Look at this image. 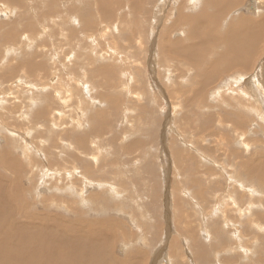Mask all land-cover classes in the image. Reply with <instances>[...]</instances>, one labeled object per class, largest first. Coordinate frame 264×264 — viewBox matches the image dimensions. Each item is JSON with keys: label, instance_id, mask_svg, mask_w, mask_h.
<instances>
[{"label": "rangeland", "instance_id": "374dc122", "mask_svg": "<svg viewBox=\"0 0 264 264\" xmlns=\"http://www.w3.org/2000/svg\"><path fill=\"white\" fill-rule=\"evenodd\" d=\"M120 1L121 6H115V10L111 12L112 16L105 19L108 18L105 15L106 17L101 20L100 9L96 6L94 8L96 1L89 0L92 14L93 16L96 14V17L87 28H84L86 26L82 21L77 20L81 17L77 13L72 12L71 18L64 14L63 20L60 17L56 19L58 16L56 15L55 18L54 13H51L50 18H54L57 23L56 27L53 24L56 28L54 31L51 24L55 22L52 18L48 21L52 20L49 26L44 25L48 23L46 21L48 17L44 18L45 23L40 20L41 25H38L39 21L37 24L35 22L32 31L20 33L22 36L19 31L15 48L12 49L0 41V44H3L0 45L2 52V55L0 54L2 67V70L0 67V109H2L0 110V149L5 148L14 159H23L20 163L24 167L28 165V161L35 164L32 168L35 175L17 174L18 185L22 188H30L35 184L32 178L37 177L38 183L43 185V188L33 197L40 196L44 203L35 202L39 204L35 212L47 213L48 216L55 213L54 215L72 221L92 222L90 218L95 215L94 212L112 213V210H109L113 209L112 207L107 206L101 211L100 207H95L90 201L98 199L100 194L103 196L102 199L111 198V204L117 205L115 212L119 221L126 226L124 229L129 230L131 226L130 230L134 231L135 240L131 241L134 243L133 246L130 248L124 245L126 247L122 252L133 253L139 250L146 252L148 258L144 256L142 259L146 260L141 262L142 264H173V261L175 264L183 262L195 264L192 261L200 255L208 259V262L217 259L214 264L220 262L221 264H264V184L262 183L264 179L258 180L256 175H249L243 167H240V162L249 160L250 164L257 165V173H261L264 169V115H260L254 107L259 103L264 107V101L262 102L261 99L264 95V39L256 46L257 56H252L255 58L249 63L248 75L240 78V85L245 88L242 104L238 102L235 91L231 89L233 86L229 87L228 91L224 89L229 77L215 78L214 82L217 83L212 82L205 89L203 96H197L194 92L198 87V73L207 70L205 65L208 61L217 59L219 49L210 43L207 47L209 49H202L199 39L204 36L195 35L189 39L185 36L186 27L178 24L169 34V39L181 40V46H190L189 43H192L196 54L204 57L192 62L187 58L167 54L169 56L164 55L168 57L166 59L163 55L161 57L157 54V52L161 54L162 50L160 37L165 28L169 29L172 24H176V15L180 20L181 17L182 20H185L183 17H192L190 15L197 20L202 15H206L203 18L206 20L210 17L209 14L218 12V6L214 5L213 9H209L212 5L204 7L201 3L203 0H199L198 9H196L197 4L189 3L190 0H151L153 4L149 6L151 2L148 4L147 0H144L143 5L147 3L146 5L149 6L147 7L151 8L148 15H142L147 17H144L145 20L147 19L145 21L141 12L138 14L129 12L131 8L128 11L127 5H131V2ZM7 3H9L7 0L0 3V18L3 20L5 17V23L9 24L15 20L18 25L20 15L22 17L25 13L23 9L16 7V4L12 6V3H9L7 6ZM27 3L28 0L24 1L23 5L26 7ZM49 4L57 7L59 5L63 9L68 2L65 4L63 0H49ZM187 4L192 6L188 7ZM236 5L237 7H232L225 4L227 13L215 18L216 21L227 24L220 25L222 30L229 24L237 22L239 17L245 20L252 18L255 21H264V0H237ZM28 6L31 7L30 4ZM169 7L170 11H168ZM178 7L181 8V12ZM6 8L9 10L7 11ZM104 8L110 10L112 6ZM14 9L17 10V13L14 12L16 16L18 15L17 18L14 16ZM36 10L38 13L39 10L34 8L27 14L33 17ZM97 16H100V19ZM167 17L171 22H167L170 21ZM66 18H69V21ZM2 20L0 19V22ZM61 20L64 22L62 23ZM20 21L31 23L30 19L26 18ZM162 23L165 24L162 26ZM93 25L96 27L94 30H92ZM126 28L132 37L125 32ZM260 29L264 30V23ZM86 30L92 32L88 34ZM36 31L38 37L35 35ZM29 32H34V38L36 36L39 39L32 38L33 35ZM50 32L58 35L55 36ZM3 33H0V38ZM49 33L51 38L48 37ZM87 34H91L90 37ZM110 36L113 38L111 39ZM139 39L144 40L139 41ZM33 40L34 42L39 40L40 46L36 42L32 43L33 45L29 44ZM112 40L121 44L117 43L118 46H115ZM164 40L167 44L165 36ZM23 43L25 46L29 45L23 47V50L19 49L20 44V48L24 46ZM116 47L119 49L117 50ZM44 49L46 54L43 55ZM26 56L28 58L25 61ZM139 59L142 61L140 62ZM29 61L32 63L27 65ZM4 65L6 70L3 69ZM55 65H59V68ZM9 67H13L11 72ZM32 67L33 70L30 69ZM213 70L211 74L216 71ZM246 100L248 103H245ZM3 102L4 105H1ZM234 106L245 112L234 110ZM9 113L14 116H10ZM242 114L247 117V122ZM53 156L54 164L46 168L45 160ZM86 166L92 171L95 169L98 181H96L97 177L91 178L90 173L85 171ZM73 167L75 170H72ZM1 172L11 178L8 172H3L2 169L0 174ZM74 179L76 184L70 185ZM104 180L108 184L100 182ZM258 183H261V186ZM53 187L61 190L81 188L86 196H80L75 190L77 196L71 194L68 197H56L51 190ZM55 198L58 202H77L76 207L80 208L78 209L80 212L67 209L65 204L54 205L53 209H49L53 205L49 200ZM84 198L87 200L85 201ZM81 202L87 205L80 206ZM33 212L34 210L31 211ZM152 226L159 227L158 232L161 236L157 232V238L151 237ZM166 231H169L172 240H177L176 243L171 244L166 239ZM200 247L202 249H199ZM183 253H185L184 257ZM119 255L123 259L126 258L124 253Z\"/></svg>", "mask_w": 264, "mask_h": 264}, {"label": "bare ground", "instance_id": "6f19581e", "mask_svg": "<svg viewBox=\"0 0 264 264\" xmlns=\"http://www.w3.org/2000/svg\"><path fill=\"white\" fill-rule=\"evenodd\" d=\"M9 3H12L11 5L13 6V4H16V7H19V9H23L22 11H24L25 15H23L21 17L20 15V20H22V18H26V19H30L31 23H26L25 21H20L19 17L17 20L18 21V25L16 24L17 21H15L14 19L17 18L16 14L17 10L14 11L13 13L15 14L14 16H16V18L14 17V21L12 24L9 23H5L6 18L3 17L4 19L2 20V18H0L2 21L0 22V33L4 32L2 35V38H0V41H3V44H7L8 46H10V48L13 49V47L15 48V41H16V36L17 33L19 32L23 34V32L25 31H29L33 28V26L38 23V21L40 22V20H45L44 18H48V20H46L47 22L52 18H50V14L54 13L53 17H55L56 19H58L59 17L62 18L63 20V16L64 14L69 15V17L71 18V15L74 13H77L79 15H81V17L76 16V18L79 17V19L82 21L87 28L88 25H90V23L95 19V15L93 16L92 14V9L89 5V0H63L66 4V2H68V4H66V8L62 7L60 8L59 5L57 7V5H52L49 4V0L48 3L45 0H28L29 3H27L28 5L30 4V6H26V2L25 5H23L24 1L26 0H7ZM41 5H40V3ZM52 1V0H51ZM60 1V0H58ZM96 2H94V8L96 6V8L98 7V9H100V12L102 13V19H104L103 17L108 16V18L105 19H109L111 15V12H113L115 10V6H121V1L120 0H94ZM131 2L132 4L129 6L127 5L128 11L129 8L130 11L129 12H133V13H140L141 12V16L144 15H148L149 14V9L151 10V8H148L149 6H151V4H153L151 2V0H147L148 4L149 2H151L148 5H143V1L144 0H126V2ZM138 3H137V2ZM155 1V0H154ZM177 1V0H176ZM187 1V0H185ZM4 2V0H0V3ZM31 2V3H30ZM127 2V3H128ZM174 2V1H173ZM181 2V1H180ZM183 2V1H182ZM7 3V6L8 4ZM53 3V2H51ZM58 3V2H57ZM60 3V2H59ZM63 3V2H62ZM157 2H154V4ZM179 3V1H178ZM178 3L176 4V6L178 5ZM189 3H194L197 4L199 3V0H190ZM202 5L204 7H211L210 5H212V8L209 9H213L214 5L218 6V12L215 13L212 12L210 15V17H208L206 20H204L203 18L206 17V15H202L201 18L199 19H203L198 21L199 19L196 20V17L193 18V15H190L192 17H181V20L178 19V15H176L177 20H175L176 24H172L173 26L170 27L168 29L165 28L164 31H162L161 33V37H160V42H161V46H162V50L160 51V53L157 52V54H159L161 57L162 55H167V54H172V55H176L177 57L180 58H187L188 60L192 61V62H196L197 60H199V58H203V55H197L196 54V49L195 46L192 45V43H189L190 46L186 45V46H181L182 45V41L178 40V41H171L169 39V34H171L174 29L176 28L175 25L179 26H185L186 28V37L191 39L193 38L195 35H198V37H203L200 38L199 40H201L199 42L200 47L202 46V49L207 48L209 43L212 46H217V48L219 49V52L217 53V59L215 61H208L205 65V67L207 68L206 71H201L198 73V78H197V84L198 87L194 92V95L197 96H203V93L205 91V89L207 88V86L211 85L212 82L215 84V82L217 83V81L214 82L215 78L220 79L221 77H229L230 79H232V81L229 79L227 82H225L224 84V89H226V91L229 90V87L233 86L231 89H233L235 91V96L237 95V100L240 104H242V99L244 98L243 93L245 92V88L240 85V78L243 76H247L248 75V71H249V63L252 62L254 60V58L257 56V52H258V48H256L257 44H261V40L263 42L264 39V33L263 31L260 29V26L262 27V23H264L263 20H256L249 18L247 20H245L243 17H239L238 21L234 22L233 24H229L228 26H226V28L224 30L221 29L222 26H225L224 23H220L218 21H216L217 17H222L223 13H227L224 5L228 4L232 7H237V0H203ZM174 4V3H173ZM1 5V4H0ZM6 5V4H3ZM170 5V4H169ZM183 5V3H182ZM181 5V6H182ZM188 5V4H187ZM15 6V5H14ZM63 6V7H65ZM112 6V8H111ZM148 6V7H147ZM173 6V5H172ZM175 6V4H174ZM173 6V7H174ZM192 6V5H188ZM6 7V6H5ZM11 7V6H9ZM8 7V8H9ZM30 10L33 11L34 8H37L39 11L37 13H34L35 15L33 17H31L30 14H27L28 12H30ZM104 7H108L111 8L110 10H106V8ZM184 8V6H182ZM199 5L197 6L196 9H198ZM15 8V7H14ZM25 8V9H24ZM175 8V7H174ZM182 8V9H183ZM2 9V8H1ZM7 9V8H6ZM18 9V8H17ZM70 11V12H68ZM97 9V10H98ZM179 9V7H178ZM181 9V8H180ZM179 9V10H180ZM206 9V8H204ZM203 9V10H204ZM9 9H7L8 11ZM29 10V11H28ZM184 10V9H183ZM31 11V13H32ZM94 11V9H93ZM170 11V7L169 10ZM167 11V12H168ZM173 11V9H172ZM175 11V10H174ZM178 11V10H177ZM186 11V10H185ZM184 11V12H185ZM211 11V10H210ZM221 11V12H220ZM176 12V11H175ZM174 12V13H175ZM181 12V10H180ZM179 12V13H180ZM183 12V11H182ZM239 12V11H238ZM7 13V12H6ZM11 13V14H13ZM20 13V12H19ZM95 13V12H94ZM155 13V12H154ZM159 13V12H158ZM99 14V13H98ZM156 14V13H155ZM166 14V13H165ZM164 14V15H165ZM171 14V13H170ZM182 14V13H181ZM238 14V13H237ZM1 15V14H0ZM3 15V13H2ZM6 15V14H5ZM100 15V14H99ZM106 15V16H105ZM168 15V13L166 14ZM180 15V14H179ZM189 15V14H188ZM201 15V14H200ZM208 15V16H209ZM234 15V14H233ZM259 15V14H258ZM8 15H6L7 17ZM140 16V14H139ZM138 16V17H139ZM140 16V18H141ZM158 16V14H157ZM171 16L173 17L174 15L171 14ZM182 16V15H181ZM184 16V14H183ZM226 16V15H225ZM2 17V16H1ZM35 17V20H33V18ZM98 17V16H97ZM100 17V16H99ZM98 17V18H99ZM143 17V16H142ZM145 17V16H144ZM143 17V20H145ZM156 17V15H155ZM159 17V16H158ZM170 17V16H169ZM171 17V18H172ZM175 17V16H174ZM180 17V16H179ZM228 17V16H227ZM230 17V16H229ZM9 18V16L7 17ZM13 18V16H12ZM59 18V19H60ZM137 18V17H136ZM147 18V17H145ZM168 18V17H167ZM166 18V20H167ZM54 21V18H52ZM67 19V18H66ZM69 19V18H68ZM67 19V21H69ZM100 19V18H99ZM139 19V18H138ZM169 19V18H168ZM264 19V17H263ZM5 20V21H4ZM61 22L63 23L64 21ZM65 20V19H64ZM100 20V22H101ZM147 20V19H146ZM145 20V21H146ZM149 20V19H148ZM158 20V19H157ZM164 20V19H162ZM170 20V19H169ZM226 20V18H225ZM224 20V21H225ZM58 21V20H57ZM60 21V20H59ZM78 21V22H80ZM105 21V20H104ZM103 21V22H104ZM138 21V20H137ZM141 21V19H140ZM155 21V20H154ZM160 21V20H159ZM173 21V20H172ZM191 21V22H190ZM198 21V22H197ZM229 21V20H228ZM10 22V21H9ZM16 22V23H15ZM52 22V20L50 21ZM44 24L45 26L48 24V26L50 25L49 23ZM55 22V21H54ZM102 22V23H103ZM127 22V21H126ZM167 22H171L167 21ZM226 22V21H225ZM45 23V21L43 22ZM56 23V22H55ZM52 23L51 26L53 27V24L57 25V23ZM66 23V22H65ZM82 23V24H83ZM95 23V22H94ZM123 23V22H122ZM131 23V22H130ZM139 23V22H138ZM152 23V22H151ZM193 23V24H192ZM42 23L40 22L41 25ZM59 24V23H58ZM81 24V22H80ZM81 24V25H82ZM83 24V25H84ZM98 24V23H97ZM107 24V23H106ZM132 24V23H131ZM142 24V21L141 23ZM150 24V23H149ZM165 23H162V26ZM170 24V23H169ZM188 24V26H187ZM222 24V26H220ZM224 24V25H223ZM80 25V26H81ZM99 25V24H98ZM104 25V24H103ZM129 25V24H128ZM135 25V24H134ZM146 25V24H145ZM161 25V24H160ZM227 25V24H226ZM37 26V25H36ZM50 26V30L52 29ZM60 26V25H59ZM58 26V27H59ZM63 25H61L62 27ZM140 26V25H138ZM144 26V24H143ZM38 27V26H37ZM44 27V26H42ZM55 27H53V31L54 29H56ZM57 27V28H58ZM91 27V26H90ZM93 27H95V25H93ZM92 27V30L96 29ZM135 27V26H134ZM145 27V26H144ZM147 27H148V22H147ZM150 27V26H149ZM165 27V26H164ZM18 30H17V29ZM81 28H83V26H81ZM109 28V27H108ZM123 28V26H122ZM131 28L132 25H131ZM139 28V27H138ZM142 28V27H141ZM155 28V26H154ZM74 29V28H73ZM107 29V28H106ZM179 29V28H177ZM35 30V29H34ZM39 30V29H37ZM59 30V29H57ZM85 30V29H84ZM91 30V28H90ZM127 28L125 29V32ZM131 30V29H130ZM133 31H135V29H132ZM140 30V28H139ZM147 30V29H146ZM153 30V29H151ZM32 31V30H31ZM75 31V30H72ZM82 31V29H81ZM104 31V30H103ZM119 31V30H118ZM117 31V33H118ZM137 31V30H136ZM154 31V30H153ZM152 31V32H153ZM24 32V33H25ZM59 32V31H58ZM77 32V30H76ZM87 32V30H86ZM85 32V33H86ZM92 32V31H89ZM89 32H87L89 34ZM95 32V31H94ZM93 32V33H94ZM106 32V31H105ZM130 33H133L131 31H129ZM175 32H178L177 30H175ZM174 32V34H175ZM181 32V31H180ZM31 33V34H30ZM40 33V32H39ZM38 33V35H40ZM53 33V32H50ZM49 33V34H50ZM75 33V32H74ZM84 33V32H83ZM124 33V32H123ZM128 33V32H127ZM149 32H147V36ZM155 33V32H154ZM185 33H181V34H185ZM27 34V33H26ZM30 35H33L34 32H29ZM27 34V35H29ZM37 34V31L35 33V35ZM44 34V33H42ZM54 34V33H53ZM87 34V35H88ZM92 34V33H91ZM90 34V35H91ZM122 34V33H120ZM135 34V33H134ZM142 33H140L141 35ZM21 35V34H20ZM48 35V34H47ZM55 36L58 35L54 34ZM90 35H88V37H90ZM103 35V32H102ZM119 35V33L117 34ZM126 35V33H125ZM129 35V33H128ZM128 35H126L128 37ZM153 35V34H152ZM173 35V34H172ZM22 36V35H21ZM37 36V35H36ZM34 38V35L31 36L32 38H34L36 40V37ZM46 36V35H45ZM51 34L48 36L50 37ZM76 36V35H74ZM104 36V35H103ZM122 36V35H120ZM130 36V35H129ZM145 35H142V37H144ZM146 36V37H147ZM164 36L166 38L167 44L164 40ZM4 37V38H3ZM28 37V36H27ZM30 37V36H29ZM40 37V36H39ZM42 37V36H41ZM95 37V36H94ZM111 37V36H110ZM116 37V35H115ZM119 37V36H118ZM117 37V39H118ZM132 37V35L130 36ZM135 36H133L134 39ZM185 37V38H186ZM47 38V37H46ZM51 38V37H50ZM53 38V37H52ZM57 38V37H56ZM74 38V37H73ZM105 38V37H103ZM109 38V37H108ZM113 37H111L112 39ZM124 38V36H123ZM141 38V37H139ZM148 38V37H147ZM184 38V39H185ZM21 39V37L19 38V40ZM24 39V37L22 38ZM31 39V38H30ZM39 39V38H37ZM45 40V38H43ZM48 39V38H47ZM55 39V38H54ZM122 42H124V40H122ZM127 39V38H126ZM129 39V38H128ZM138 39V38H137ZM146 39V38H145ZM150 39H151V35H150ZM29 40V39H28ZM42 40V39H41ZM43 40V41H44ZM97 41V39H94ZM144 39H139V41H142ZM187 40V39H185ZM22 41V40H21ZM24 41V40H23ZM42 41V42H43ZM117 41V40H115ZM138 41V40H137ZM148 40H145V42ZM151 41V40H150ZM154 41V40H153ZM196 41V40H195ZM25 42V41H24ZM36 42V41H35ZM34 40L29 43H35ZM39 40L36 42L37 45ZM40 42V43H42ZM45 42V41H44ZM113 42V40H112ZM189 42V41H188ZM198 42V41H197ZM260 42V43H259ZM20 43V41H19ZM26 43V42H25ZM22 46L20 48L19 45V49H22L23 47H26L29 44H26L25 46ZM48 43V42H45ZM42 43V44H45ZM114 45L116 46L117 43L113 42ZM112 43V44H113ZM116 43V44H115ZM120 43V42H119ZM118 43V44H119ZM128 43V42H127ZM133 43V42H132ZM144 43V41H143ZM3 44H0L1 46ZM50 45V43H48ZM47 44V45H48ZM121 44V43H120ZM129 44L130 40H129ZM14 45V46H13ZM33 45V44H32ZM113 45V46H114ZM264 45V44H263ZM12 46V47H11ZM40 46V44H39ZM46 46V45H45ZM118 46V45H117ZM127 46V44H126ZM138 46V44H137ZM7 47V46H6ZM5 47V48H6ZM131 47V45H130ZM133 47V46H132ZM263 47V46H262ZM8 48V47H7ZM9 48V49H10ZM42 48L43 45H42ZM41 48V50H42ZM117 50L119 49L118 47H116ZM260 48V47H259ZM264 48V47H263ZM262 48V49H263ZM4 49V48H3ZM2 49V50H3ZM17 49V48H16ZM25 49V48H24ZM37 49V48H36ZM47 49V48H46ZM44 49V54L45 50ZM112 49V48H111ZM1 50V48H0ZM23 50V49H22ZM26 50V49H25ZM136 50V49H135ZM221 50V53H220ZM5 51V49L3 50V52ZM11 53V50H9ZM14 51V50H13ZM18 51V49H17ZM39 51V50H38ZM37 51V52H38ZM43 51V50H42ZM15 52V51H14ZM25 52V51H24ZM40 52V51H39ZM261 52V51H260ZM263 52V51H262ZM2 52H0L1 54ZM7 53V51H6ZM27 53V52H26ZM31 53V51H30ZM41 53V52H40ZM112 53V52H111ZM126 53V52H125ZM166 53V54H165ZM9 54V52H8ZM12 54V53H11ZM17 54V53H16ZM15 54V55H16ZM39 54V53H38ZM123 54V53H121ZM129 55V53H127ZM2 55V54H1ZM21 55V53H20ZM25 55V53H24ZM32 55V54H30ZM36 54H34L35 56ZM42 55V54H41ZM10 56V55H8ZM29 56V55H28ZM28 56L25 57V61L28 58ZM38 56V55H36ZM46 56V55H45ZM127 56V55H126ZM169 56V55H167ZM166 56V57H167ZM172 56V58L174 57ZM229 56V57H228ZM255 56V57H252ZM4 57V56H3ZM23 57V55H22ZM30 57V56H29ZM32 57V56H31ZM134 58V56H132ZM165 57V56H164ZM165 57V58H166ZM226 57V58H225ZM228 57V58H227ZM21 58V57H20ZM36 58V57H35ZM45 59V57H43ZM42 58V59H43ZM132 58V59H133ZM146 58V57H145ZM144 58V59H145ZM158 58V57H157ZM168 58V57H167ZM166 58V59H167ZM171 58V59H172ZM16 59V58H14ZM40 59V60H42ZM43 59V61H44ZM114 59V57H113ZM135 59V58H134ZM143 59V58H142ZM150 59V58H149ZM162 59V58H161ZM1 60V59H0ZM19 60V59H18ZM29 60V59H28ZM136 60V59H135ZM140 60V59H139ZM163 60V59H162ZM170 60V59H169ZM23 61V60H22ZM31 61V60H30ZM28 62L26 63L27 65L31 64L32 62ZM39 61V60H38ZM37 61V62H38ZM40 61V62H43ZM142 60H140L141 62ZM145 61V60H144ZM152 61V60H151ZM168 61V60H167ZM171 61V60H170ZM5 62V61H4ZM36 62V63H37ZM59 62V61H57ZM164 62V61H162ZM54 63V62H53ZM53 63L51 65H53ZM144 63V62H143ZM59 64V63H58ZM161 64V63H160ZM164 64V63H163ZM7 65V64H6ZM12 65V64H11ZM19 65V64H18ZM50 65V64H49ZM169 65V64H168ZM10 66V65H9ZM23 66V65H22ZM42 66V64L40 65ZM45 66V65H44ZM43 66V67H44ZM46 66H48L46 64ZM45 66V67H46ZM56 66V65H55ZM59 68V65H57ZM56 66V67H57ZM148 66V64H147ZM239 66V67H238ZM1 67V66H0ZM54 67V66H53ZM10 68V67H9ZM13 68V67H12ZM10 68V72L11 69ZM24 68V67H23ZM147 68V67H145ZM5 65H4V68ZM33 70V67L30 68ZM42 69V68H41ZM209 69V70H208ZM212 69H216L215 73L211 74ZM2 70V67H1ZM4 70V72H5ZM20 70V69H19ZM25 70V69H24ZM213 70V71H214ZM22 71V70H20ZM19 71V72H20ZM42 71V70H41ZM54 71V70H53ZM57 71V70H56ZM106 71V70H105ZM43 72V71H42ZM7 73V71H6ZM23 73V72H22ZM46 73V72H45ZM1 74V72H0ZM44 74V73H43ZM4 75V73L2 74ZM13 75V74H12ZM8 76V75H7ZM58 76V75H56ZM109 77V76H108ZM233 77V78H231ZM2 78V77H1ZM31 79V78H30ZM58 79V78H57ZM228 79V78H226ZM246 79V78H245ZM20 80V79H17ZM28 79H26L27 81ZM222 80V79H221ZM243 80V79H241ZM263 80V79H262ZM6 81V79H5ZM30 81V80H29ZM33 81V80H32ZM226 81V80H225ZM236 81V84H234V82ZM31 82V81H30ZM29 82V83H30ZM220 82V81H218ZM223 82V80L221 81ZM246 82V80H245ZM1 83V82H0ZM3 83V82H2ZM34 83V82H33ZM37 83V82H36ZM239 83V84H237ZM247 83V82H246ZM7 84V82H6ZM28 84V83H27ZM220 84V83H219ZM4 85V84H2ZM22 85V84H21ZM26 85V84H25ZM31 85V84H30ZM29 85V86H30ZM36 85V84H35ZM38 85V84H37ZM217 85V84H216ZM215 85V86H216ZM222 85V84H221ZM247 85V84H245ZM15 86V85H14ZM34 86V84L32 85ZM219 86V85H218ZM264 86V85H263ZM2 87V86H1ZM16 87V86H15ZM217 87V86H216ZM4 88V87H3ZM221 88V87H220ZM263 88V87H262ZM5 89V88H4ZM21 89V88H20ZM27 89V88H26ZM223 89V88H222ZM8 91V90H7ZM219 91V90H218ZM225 91V90H224ZM6 92V90H5ZM12 92V91H11ZM221 92V91H220ZM248 92V91H246ZM18 93V92H17ZM218 93V92H217ZM6 94V93H5ZM31 94V93H30ZM1 95V94H0ZM16 95V94H15ZM27 96V95H26ZM1 97V96H0ZM18 97V96H17ZM30 97V96H28ZM19 98V97H18ZM24 98V97H23ZM1 99V98H0ZM4 99V98H3ZM2 99V100H3ZM262 102L264 101V95L261 97ZM16 100V98H15ZM11 101V100H10ZM6 102V101H5ZM9 102V101H8ZM20 102V101H19ZM115 103V102H114ZM245 103H248V101L246 100ZM7 104V102L5 103V105ZM4 105V102L1 104ZM9 105V104H8ZM31 105V104H30ZM261 104L259 103L258 106H254L255 107V111H257L260 115H264V107L261 106ZM4 107V106H3ZM23 107V106H22ZM34 107V106H33ZM27 109V108H26ZM29 109V108H28ZM2 111V109H0ZM6 110V109H5ZM15 110V109H14ZM234 110L236 111H240L241 109L237 106H234ZM8 111V110H7ZM19 111V110H18ZM21 111V110H20ZM238 111V112H239ZM242 112L245 110H241ZM4 112V111H3ZM16 112V111H15ZM14 112V114H15ZM22 112V111H21ZM20 112V113H21ZM243 112V113H244ZM2 113V112H1ZM10 114V113H9ZM17 115V114H16ZM23 115H26L23 113ZM40 115L43 116V113L40 112ZM243 115V114H242ZM5 116V115H4ZM8 116V114H7ZM10 116H14L11 115ZM20 116V115H19ZM18 116V117H19ZM27 116V115H26ZM25 116V117H26ZM23 117V118H25ZM245 121L247 122V117H245L243 115ZM26 119V118H25ZM20 120V119H19ZM11 121V120H9ZM2 122V121H1ZM4 123V122H2ZM16 123V122H15ZM207 122L205 121L204 124H206ZM5 124V123H4ZM15 125V124H14ZM28 126V125H27ZM237 126V125H235ZM22 128V126H21ZM35 129V128H34ZM3 130V129H2ZM12 131V129H10ZM28 130V129H27ZM4 131V130H3ZM5 132V131H4ZM7 132V131H6ZM15 132V131H14ZM30 132V131H29ZM11 133V132H10ZM232 133V132H230ZM233 134V133H232ZM229 135V133H228ZM235 135V134H234ZM236 136V135H235ZM76 137V136H75ZM234 138V137H233ZM3 148V147H2ZM247 148V145H246ZM5 151H4V150ZM0 149V170L2 169L3 172H8L9 175L11 176V178L8 177V175L6 174H0V264H142L141 262L145 261L142 258L145 256L146 258H148L146 252L144 251H135L133 253H131L130 251H123V248L126 247L124 245H127L128 247H132L134 243H132L135 240V236H134V231L127 229H124L125 224L119 221L118 219V214L117 212H115L116 206L115 204H111V198L109 199L107 198H103V196L100 194L98 195V199H93L90 200L93 202V204H95V207H100L101 211H104L105 207H112L113 209H109L112 210V213H108V212H102L99 213L98 212H94L95 215H93L90 220L92 222H85V221H72L70 219H65L63 217H59L58 215H46L43 213H38L35 212L36 208L39 204H35V202L40 203L44 201L42 200V198L40 196H36L33 197V195L38 192L41 188H43V185L39 184L37 181V177H33L32 181L35 183L33 186H31L30 188H22L18 185L17 183V174L18 173H24V174H31V175H35V173L32 171V168L35 166V164L31 161H28V165L27 166H23L21 165L20 161H22L23 159L19 160V159H14L13 157H11V155L6 151L5 148ZM178 156V155H177ZM180 158V157H179ZM181 163V162H180ZM251 162L248 161H243L240 162V167L244 168V171L249 174V175H256L255 177L258 178V180L264 179V169L262 170L261 173H257L256 172V166L255 164H250ZM54 164V156L53 157H49L47 160H45V167L48 168V166ZM259 165V164H258ZM84 168V166H83ZM86 166L85 171L89 172L91 175V178L97 177L95 175V169H93L94 171L91 170V168H88ZM236 169V168H235ZM72 170H75V167H73ZM97 170V169H96ZM94 172V173H93ZM100 172V171H99ZM98 172V173H99ZM237 172V171H236ZM76 173V172H75ZM74 173V174H75ZM84 173V172H83ZM97 173V174H98ZM78 174V173H77ZM101 174V173H99ZM240 174V173H239ZM79 176V175H78ZM95 176V177H94ZM104 176V175H103ZM98 177L97 180L98 181ZM101 180V179H100ZM254 180V178H253ZM100 182H105L108 184L107 181H100ZM82 183V182H81ZM262 183L264 184V181H262ZM76 184V180L74 179L73 181L70 182V185ZM259 184V183H258ZM261 184V183H260ZM259 184V185H260ZM110 185V183H109ZM261 186V185H260ZM263 187V185H262ZM108 189V188H107ZM51 190L53 191V193L55 194L56 197H68L71 196V194H77L75 193V190H77V192L80 194V196H86V193L84 192L83 189L79 188H75L72 187V190L70 189H57L56 187L51 188ZM109 190V189H108ZM166 195V194H165ZM77 196V195H76ZM33 197V198H32ZM110 197V196H109ZM166 197V196H165ZM117 199V198H116ZM85 200V198H84ZM87 200V199H86ZM85 200V201H86ZM89 200V198H88ZM49 202H51V204H53L49 209H53L55 206H60L61 204H65L64 206L67 209H74V211L80 212V208L76 207V203L72 202V203H66L64 201H60L58 202V200L55 199H50ZM114 202V201H113ZM112 202V203H113ZM89 203V202H88ZM115 203V202H114ZM117 203V202H116ZM109 204L111 206H109ZM119 204V203H118ZM86 206L87 204H84L81 202L80 206ZM46 206V205H45ZM50 206V205H49ZM62 206V205H61ZM120 206V204H119ZM48 207V205H47ZM45 207H43L44 209ZM38 209V208H37ZM40 209V208H39ZM79 209V210H78ZM33 213H31V211H33ZM167 210V209H166ZM30 211V212H29ZM38 211V210H37ZM111 212V211H110ZM115 212V213H114ZM45 213V212H44ZM134 213V212H133ZM63 214V213H62ZM97 214V215H96ZM123 214V213H122ZM126 214V213H125ZM130 214V213H129ZM69 215V214H68ZM109 215V216H107ZM111 215H115L114 217H111ZM134 216V215H133ZM208 216V215H207ZM140 217V216H139ZM17 218V219H16ZM127 219V218H126ZM137 219V218H136ZM123 221V220H122ZM130 221V220H129ZM137 221V220H136ZM126 224L128 223L127 221ZM179 222V220H178ZM188 222V221H187ZM186 223V221H185ZM189 223V222H188ZM132 224V223H131ZM140 224V223H139ZM180 224V223H179ZM176 225V224H175ZM184 225V224H182ZM191 225V223H190ZM186 226V225H184ZM184 226H182L184 228ZM189 226V225H188ZM192 226V225H191ZM205 226V225H204ZM128 227V226H127ZM135 228V226H133ZM215 227V226H214ZM126 228V226H125ZM133 228V229H134ZM153 228V226L151 227ZM188 228V227H187ZM132 229V228H131ZM159 231V227H154L153 228V232L151 233V237L153 238H157V232ZM165 231V230H164ZM164 231H160L161 233ZM175 231V230H174ZM183 231V230H181ZM184 232V231H183ZM244 232V231H243ZM247 232V231H246ZM159 233V232H158ZM187 233V231H186ZM189 233V232H188ZM160 234V233H159ZM246 234V233H245ZM161 236V234L159 235ZM173 236V235H172ZM166 239L170 241L171 244H174L175 241L177 240H172L170 237V233L169 231H166ZM186 237V236H185ZM202 237V236H200ZM207 237V236H206ZM161 238V237H160ZM174 238V237H173ZM198 238V237H197ZM192 239V238H191ZM155 240V239H154ZM161 240V239H160ZM196 240V238H195ZM130 241V242H129ZM132 241V242H131ZM141 243V242H140ZM158 243V241H157ZM176 243V242H175ZM178 243V242H177ZM192 243V242H191ZM142 244V243H141ZM145 244V243H144ZM191 245V244H190ZM193 245V244H192ZM195 245V244H194ZM170 246V245H168ZM196 246V245H195ZM160 247V246H159ZM186 247V246H185ZM172 248V247H171ZM189 248V247H188ZM125 249V248H124ZM167 249V248H166ZM181 249V248H180ZM199 249H202L201 247ZM162 250V249H160ZM159 250V251H160ZM167 251V250H166ZM174 251V250H173ZM205 251V250H204ZM203 251V252H204ZM187 252V251H186ZM194 252V251H193ZM125 254L126 258L123 259L121 258V255L119 254ZM148 253V252H147ZM171 253V252H170ZM169 253V254H170ZM188 253V252H187ZM192 253V252H191ZM151 254V253H150ZM153 254V253H152ZM183 253V257H184ZM175 255V254H174ZM190 255V254H188ZM154 256V255H153ZM159 256V255H158ZM161 256V255H160ZM177 256V255H176ZM193 256V255H192ZM202 256V255H200ZM200 256H196L194 258V260L192 262H194L196 264H214V262H217V259H214L210 262H208V259H205L204 257H200ZM156 257V256H155ZM174 257V256H172ZM190 257V256H189ZM194 257V256H193ZM159 259V258H158ZM193 258L191 257V260ZM198 259V260H196ZM150 260V259H149ZM165 260V259H164ZM167 260V259H166ZM148 261V259H147ZM150 262V261H149ZM166 262V261H165ZM168 262V261H167ZM175 261H173V264ZM177 262V261H176ZM186 263L187 260H185ZM171 263V262H170ZM156 264V263H155ZM169 264V263H166ZM179 264V263H177ZM180 264H184L180 263ZM189 264V263H188ZM221 264V262H220Z\"/></svg>", "mask_w": 264, "mask_h": 264}]
</instances>
